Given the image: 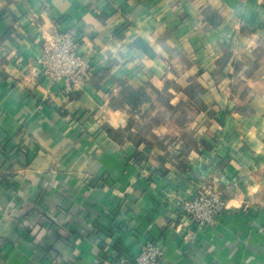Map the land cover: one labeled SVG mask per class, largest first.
<instances>
[{
    "label": "crops",
    "instance_id": "crops-1",
    "mask_svg": "<svg viewBox=\"0 0 264 264\" xmlns=\"http://www.w3.org/2000/svg\"><path fill=\"white\" fill-rule=\"evenodd\" d=\"M51 27L90 62L75 83L36 75ZM209 190L228 208L197 228L176 202ZM148 240L159 264H264V0H0V264Z\"/></svg>",
    "mask_w": 264,
    "mask_h": 264
},
{
    "label": "built area",
    "instance_id": "built-area-1",
    "mask_svg": "<svg viewBox=\"0 0 264 264\" xmlns=\"http://www.w3.org/2000/svg\"><path fill=\"white\" fill-rule=\"evenodd\" d=\"M40 43V56L34 65L39 79L69 85L77 82V76L90 67V62L78 53V41L73 32L51 27L42 32ZM176 206L193 226L204 228L222 218L227 211L228 200L217 190L199 191L188 200H178ZM161 254L159 245L148 240L129 263L125 257L120 258L119 262L159 264Z\"/></svg>",
    "mask_w": 264,
    "mask_h": 264
},
{
    "label": "trees",
    "instance_id": "trees-1",
    "mask_svg": "<svg viewBox=\"0 0 264 264\" xmlns=\"http://www.w3.org/2000/svg\"><path fill=\"white\" fill-rule=\"evenodd\" d=\"M158 101H160L163 95L155 94ZM151 98L149 91L145 88H137L133 89L129 93L126 94L124 101L127 106H129L132 110H136L139 106L148 101Z\"/></svg>",
    "mask_w": 264,
    "mask_h": 264
},
{
    "label": "clouds",
    "instance_id": "clouds-1",
    "mask_svg": "<svg viewBox=\"0 0 264 264\" xmlns=\"http://www.w3.org/2000/svg\"><path fill=\"white\" fill-rule=\"evenodd\" d=\"M159 51V49H157Z\"/></svg>",
    "mask_w": 264,
    "mask_h": 264
}]
</instances>
